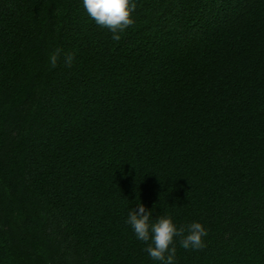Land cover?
<instances>
[{"label":"trees","instance_id":"trees-1","mask_svg":"<svg viewBox=\"0 0 264 264\" xmlns=\"http://www.w3.org/2000/svg\"><path fill=\"white\" fill-rule=\"evenodd\" d=\"M135 2L115 41L0 0V264H159L140 204L207 229L175 264H264V0Z\"/></svg>","mask_w":264,"mask_h":264},{"label":"clouds","instance_id":"clouds-1","mask_svg":"<svg viewBox=\"0 0 264 264\" xmlns=\"http://www.w3.org/2000/svg\"><path fill=\"white\" fill-rule=\"evenodd\" d=\"M83 6L98 26L113 33L112 39L115 41L120 40V32L135 22V0H83ZM59 54L60 50L56 49L50 55L52 67L57 65ZM73 60L74 54L68 53L65 65L71 66ZM151 215V211L140 204L128 213L126 223L133 230L135 237L147 245L144 251L159 264H175L177 242L185 250H200L206 246L204 237L208 236V231L200 222L178 227L169 215L160 216L155 221L151 220Z\"/></svg>","mask_w":264,"mask_h":264}]
</instances>
